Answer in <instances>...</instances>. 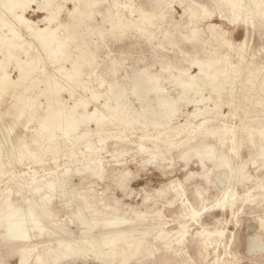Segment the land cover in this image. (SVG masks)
<instances>
[{
    "label": "bare ground",
    "instance_id": "1",
    "mask_svg": "<svg viewBox=\"0 0 264 264\" xmlns=\"http://www.w3.org/2000/svg\"><path fill=\"white\" fill-rule=\"evenodd\" d=\"M35 1L0 0V97H10L13 110L8 114L15 116V125L23 131L24 138L19 136L15 141L17 148L13 141L11 144V152L18 151L19 162L37 160L36 152L72 155L73 148L67 143L54 144L61 135H67L72 146L87 140L89 154L107 150L94 147L91 141L96 137L100 142L115 141L113 153L123 154L128 150L126 142L134 139L140 151L153 155L142 143L145 140L152 144V150L165 148L158 163L146 162L157 168L173 146L182 149L177 158L189 161L198 155L202 173H191L186 181L196 177L201 181L194 187L192 200L182 182L172 181L156 190L158 197H147L145 210H140L109 196V188L100 193L92 188L91 177L99 175L94 171V161L78 173L84 186L74 187L73 198L61 201L58 207L51 194L55 181H35L36 170L15 171L17 178L33 174L23 191L0 188V264H5L8 253L18 255L19 264H57L84 259L89 253L104 264H151L156 260L163 264H229L225 258L238 264L243 258L230 249L234 239L228 241L225 226L235 220L240 227L242 216L253 218L258 225L256 235L246 242L249 256L264 258V62L249 49L253 35H264V0H190L193 4L183 7L181 21L166 17L174 0H147L140 5L133 0H65L73 3V9L65 7L68 18L64 21L59 20L64 0H37V10L32 9ZM184 2L179 0L180 5ZM30 12H43L45 17L34 21L27 17ZM213 18L220 24L210 22ZM225 25L234 31L242 27L244 39L236 42ZM15 26L24 33L19 28L13 30ZM88 27L95 35L110 33L108 42L132 28L138 37L157 28L147 37V44L160 43L162 49L178 46V55L158 59L161 65H145L144 60L141 66L135 61L126 79L122 77L125 86L121 87L118 81L119 72L125 69L123 56L121 61L112 60L110 53L107 57L111 60L96 63L90 71L85 69L84 64L98 48L79 42ZM6 28L12 35L4 34ZM66 37L69 49L56 54ZM5 42L11 45L5 46ZM40 47L50 48L45 50L46 58L55 59L59 65L61 75L55 81L50 80L52 70L42 66L46 58L37 56ZM69 50L81 53L72 55ZM7 60L17 66V79L8 71ZM67 63L70 68L62 71ZM83 75L98 82L83 83ZM47 80L54 91L45 90L41 95L45 102L33 101L30 92L38 82ZM77 86L95 94V110L88 111V103L77 98L73 91ZM65 92L70 99L62 98ZM131 96L135 101L129 106ZM182 102L195 107L185 124L177 115ZM44 106L46 115L37 116V109ZM24 115L26 122L21 124ZM32 121H39L34 128L37 134L41 131L38 138L30 135ZM150 126L154 133L145 131ZM129 127L137 131L128 135L125 128ZM167 143L170 145L165 146ZM239 144L249 149L247 157L236 152ZM208 162H213V167ZM251 167L258 173L253 175ZM210 173L216 176L214 181ZM130 175L124 171L115 179L122 192ZM3 177L0 175V180ZM213 191L216 195L212 198ZM25 201L27 207H21ZM81 208L88 215H80L77 210ZM66 210L73 211L71 218L77 220L78 229L61 226L52 231L49 226Z\"/></svg>",
    "mask_w": 264,
    "mask_h": 264
},
{
    "label": "rangeland",
    "instance_id": "2",
    "mask_svg": "<svg viewBox=\"0 0 264 264\" xmlns=\"http://www.w3.org/2000/svg\"><path fill=\"white\" fill-rule=\"evenodd\" d=\"M36 1L32 3V9L37 10L38 5ZM38 1L40 2L43 0H38ZM120 1L125 2L126 0H120ZM61 2L64 7V12L60 16L59 20L64 21V20H67L68 18L66 15V12H67L66 10L73 9V3L66 2L65 0ZM174 2L175 3L169 8L170 14H166V17H168L167 19H169V21H181L180 16L183 14V7H186V4L187 5H191V3L193 4V2H191L190 0H186V2H184L183 5L179 4V0H174ZM133 3L140 5V3H147V0H133ZM65 7L67 9H65ZM27 17L29 19L37 21L38 19L44 18L45 14L43 12H37L36 14H33L32 12H30L28 13ZM164 17L165 15L163 16V18ZM210 22L220 24L217 18L211 19ZM225 27H226L225 29L228 30L232 34L236 42L242 41L244 39L245 31L242 27H240L238 31H234L232 27L230 26L225 25ZM18 28H19L18 26L17 27L15 26L13 30H16V31L22 30ZM87 29L88 30L87 31L85 30L82 37L79 39V42H84L88 44L93 43V44H96L98 48H97L96 53L89 58L90 60L84 64L85 69L87 71H90L92 67L94 68V65L96 63L98 64L99 62V64H101V63H105L107 60H111V57H107V55H109L110 53H113L112 60H115L116 58L117 61H121V59H123L124 57L126 61L123 67L125 69L119 72L120 79L118 81V84L121 87L125 86V84L122 82V77L126 79V73L127 72L128 74L130 73V69L135 61H140L141 63L142 61L145 60L144 61L145 65H147L151 63L153 64L158 63V59L161 60V58L163 60H167L168 58H172V57L176 58V54L178 55V49H179L178 46H174V47L167 46L165 49H162L160 43L147 44L149 36H153L157 28H155V31L150 30L146 34H144V36L142 35L140 37H138L136 32H134L135 30L132 28V31L129 32L128 30H126L124 31V34H122L120 38L114 37V40L111 39L110 42H108L109 36H111L110 33L106 31H101L99 34L95 35L93 34L92 28L88 27ZM6 33H9L10 35H12L9 29L7 28L6 30H4V34ZM22 33H24V31ZM251 36L252 35L250 34V37ZM67 43H68V38L66 37L65 39L61 41L59 46L56 44L58 47L56 48L57 51L55 53L57 54V52H62L63 50H66L67 48L69 49ZM4 45L7 46L11 44L8 42H5ZM37 49H38L37 56L40 55L39 56L40 58L42 57L46 58L45 50L46 49L50 50V48L44 49L43 47H40ZM249 49L250 50L252 49L253 52L257 53L258 60H262L264 62V35H262L261 32L251 37V44H250ZM143 50H146L145 53L143 52ZM70 53L72 55L73 54L79 55L81 52L75 51L74 53L71 50ZM23 55H21L22 58L26 59V55L25 54ZM120 56H123V57H120ZM0 58L1 59L3 58L1 54H0ZM8 61L9 60H7V63H5L7 66H9L8 71L11 72L12 78L17 79L16 77L19 76V71L18 69H16L17 66L14 67L13 63L11 62L8 63ZM160 65H158V67H161ZM42 66L47 68V70L49 71L52 70V72L51 71L50 72L53 75H51L50 73L51 75L50 80L55 81L57 78H60L59 76L61 75V73L57 69L59 65L55 62V59L46 58L45 63L42 62ZM141 66H144V64L141 63ZM66 68H70V63H67L64 69H62V71H64ZM195 70L197 69H193V71ZM82 78H83L82 82L86 84L87 83L96 84L98 82L97 79L91 78L90 75H83ZM107 78H109L108 81H111V80L113 81L111 77H107ZM49 83H50L49 80H47L46 82L44 81L43 83L38 82L37 84L38 86H36L35 90L30 92V95H29L31 96L33 101L35 100V101L45 102L46 100L45 97L41 95L47 91V88L51 92H53L55 89V87L54 89L52 87H49ZM80 89L81 88L77 86L73 90L76 93L77 98L81 100L82 102L88 103V111L95 110V106H93L95 105V99H94L95 94L89 90L85 91L83 89L81 90ZM128 90L129 89H127V91ZM21 93H23V91L20 92V94ZM78 94L80 97L78 96ZM69 95L70 94L68 92H65L62 98L68 100L70 99ZM131 97L132 98L129 101V106L134 105L132 104V102L135 101V97L133 96ZM0 100H1L0 101V127H1L0 128V144H1L0 151H2L3 149L2 154H0V175L4 176L0 180V188H3V189L9 188V189H12L13 191H19L21 189L23 191V187L27 185L28 182L31 181L30 176H32L33 173L32 174L30 173V175L22 176L21 178L15 177L13 173L15 171L16 172L18 171L30 172V171L36 170L37 174L34 176L35 181H44V182H48L51 180L55 181V186L53 187L54 190L51 191V194L54 195V196L52 195L53 204L59 207L61 204V201H66V200L73 198V188L74 187L84 186L81 181L82 179L78 176V173L81 171L84 165L95 161V165L93 166L95 169L94 171L98 172L99 175L93 176L90 179L92 183V188L94 190L100 193L109 188V193H108L109 196L111 197L117 196L118 199L123 204L135 205V206H138L140 210H145L144 200L147 197H149L150 199L152 198L154 199L155 197H158L156 194V190L166 187L170 182L172 181L182 182L186 188L188 198L192 200L191 198H192V193L194 191V187L197 184V182L201 181V178H197V177L194 178L193 180L186 181V179L191 173H202L201 166L199 165V162H198V159H199L198 155H193L191 158L188 159L189 161L177 158L178 152L182 149H174L173 147L175 146H173L172 149L170 150V153L166 154L167 159L163 162V165L160 168H157L155 167V165L146 163V162L148 161V159H150L151 161L158 163L160 160V155L162 156V153H163L162 151H164L165 148L160 147L159 149L152 150V147H153L152 144L149 142H146L145 140L142 143H144L147 149H151L150 151L154 152L153 155H150V152L148 154L144 153V150L140 151L138 149L139 147L136 144H133L134 139H129L131 141L126 140L128 150L125 151L123 154L113 153L114 148L116 146L115 141L113 142L111 140H106L105 142H100V139L96 137H93L92 138L93 140L91 141L94 144V147L98 149L105 148L107 150L98 151L95 154H89L86 151V145H85L87 140H81L80 142L76 144L73 143L74 145L72 146L73 141L70 138H68L67 135H61L56 141L52 140V142L55 141L54 144L61 142L62 145H63V142L67 143L71 148H73L74 152L72 153V155H67V154L64 155L63 153H60L61 154L60 155L59 153L52 154V153H44V152H41L42 153L41 154L40 152H36L37 160L34 161L33 159H26L24 160L23 163H20L18 159L19 158L18 151H13V153L11 152V147H12L11 144H12V141L15 143L16 139L19 136L23 137V131L21 127L15 125V122H14L15 116L13 115L12 117V115L8 114L10 111L13 110L12 107L9 106V103L11 102L10 97L2 96L0 97ZM185 105H186V102H182L180 104L181 110H180V113L177 114L178 117H180L179 122L181 124H185V118L195 110V107L193 105H187V106ZM40 108L41 109L39 108L37 109L35 114L39 117H43L47 113L46 106H44V108L43 107H40ZM223 111H225V113H228L229 110L228 108H224ZM26 117L27 115H24L22 118H20L21 124H24L26 122ZM175 124H176L175 126L178 125L177 123ZM38 125H39V121H32L30 125L28 126L30 135L32 137L38 138L39 136H41L40 135L41 131H39L40 133L38 134L34 131L35 130L34 128ZM91 125L94 126V124H91ZM15 127H17L18 130ZM81 127H82V124H81ZM9 129L12 132H10ZM125 130H126V134L128 135L131 134L132 132L137 131L136 128H130V127L125 128ZM153 130H155V128L150 126L145 131L146 132L148 131V133H154ZM115 132L119 133L120 130H117V131L114 130L113 133ZM10 133H14V134H10ZM173 142L175 141L173 140ZM8 145L10 148L8 147ZM169 145L170 144L167 143L165 146H169ZM178 147L179 146H176L175 148H178ZM16 148H17V145H16ZM7 150L8 152H6ZM236 152H240V153L244 152L245 157H247L249 149L245 148L242 144H239L237 146ZM11 154L13 157L10 156ZM208 166L213 167V162H208ZM124 171H130L131 175L126 180V183H127L126 190L122 192V190H119L118 187L116 186L115 179L119 178V174ZM214 171H212L211 173H213ZM250 171L253 172L252 173L253 175L258 173L256 172L258 171V169H254L253 167H251ZM211 173H210V177H212L211 179L214 181L216 179V176ZM216 183L218 186H220L218 182ZM215 195L216 194L213 191L212 198ZM27 204H28L27 201H25L21 207L25 208L27 207ZM246 205L247 204H245L244 206ZM77 211H80L79 213L82 216L88 215L86 214L85 208H81L80 210H77ZM72 212L73 211H68V210H66V212L64 213L62 212V214L58 218L60 220H57V222H53V224L49 226V227L52 226L50 229L52 230L55 228L56 230L57 228L62 226V227H68V228L70 227V229L74 231L77 230L78 229L77 220L74 218H71ZM38 216L41 217L39 214ZM71 220H74L76 223L72 224ZM239 221H240V227L239 225L236 224L235 220L229 223L227 226H225V230H226L225 236L228 239V241H230V239L231 240L234 239V243L232 244V246H231V243L229 244L230 249L233 252L237 253L240 258H243L242 261L238 264H263L264 258L258 257L257 259V258H254L256 256H249L251 254H249L247 251L246 242H248V240L254 237L256 233L258 232L257 222L254 221V219L249 216H242L241 219L239 218ZM61 222L63 223L61 224ZM0 233H1V229H0ZM155 253L157 257V255H159V252L156 251ZM89 254H87L86 258L84 259L83 258H79V259L73 258L71 260L63 261L57 264H63V263L64 264H75V263L76 264H85V263L86 264H102V263L104 264V262L101 259H96V256H94L92 253H89ZM224 260L225 262L232 264L231 262L233 259L225 258ZM5 264H19V256L16 254L13 255L12 253H8ZM151 264H163V263L156 260L155 262Z\"/></svg>",
    "mask_w": 264,
    "mask_h": 264
}]
</instances>
